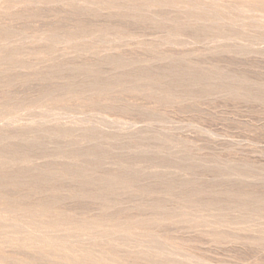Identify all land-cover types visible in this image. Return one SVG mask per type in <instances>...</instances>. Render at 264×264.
I'll return each mask as SVG.
<instances>
[{
    "label": "rangeland",
    "instance_id": "obj_1",
    "mask_svg": "<svg viewBox=\"0 0 264 264\" xmlns=\"http://www.w3.org/2000/svg\"><path fill=\"white\" fill-rule=\"evenodd\" d=\"M0 197V264H264V0H0Z\"/></svg>",
    "mask_w": 264,
    "mask_h": 264
},
{
    "label": "bare ground",
    "instance_id": "obj_2",
    "mask_svg": "<svg viewBox=\"0 0 264 264\" xmlns=\"http://www.w3.org/2000/svg\"><path fill=\"white\" fill-rule=\"evenodd\" d=\"M263 1H261L260 2V4L262 3ZM258 4V3H257ZM259 6V5H258ZM192 13V12H191ZM215 14V13H214ZM195 15H197L198 17H203L202 15H204V14H202V13H196ZM207 17H209V16H207ZM163 18V17H162ZM210 18V17H209ZM209 18H205V19H208V20H210ZM211 23V22H210ZM214 25V24H213ZM211 29V28H210ZM224 31V30H223ZM223 37V36H222ZM219 38H220V36H219ZM227 39V38H226ZM231 39V38H230ZM229 39V40H230ZM52 51V50H51ZM11 56H12V54H11ZM111 60V59H110ZM174 61V60H173ZM117 62H118V60H117ZM61 63V62H60ZM117 64V63H116ZM119 64H121V62H119ZM64 65V64H63ZM123 66V65H122ZM94 67V66H93ZM117 68V67H116ZM144 69V68H143ZM146 70V69H145ZM141 72V71H140ZM136 73V72H135ZM139 74V73H138ZM146 74H150L151 76H153V78H154V81L156 80V82H158L159 81V79H162L160 76H156L155 75V73H152V72H147ZM132 75V74H131ZM186 75H184L183 74V72H180L178 69H176V68H174L173 70H172V72H171V74H170V78H171V81H172V83L174 84V85H178V84H180V83H183L184 81H185V79H186V77H185ZM125 79V77H121V78H119L118 79V83H121V82H123V80ZM192 79L193 80H195V81H197V82H205L208 78L206 77V75L205 76H202V75H200V74H195V75H193V77H192ZM208 80H210V79H208ZM90 86H94V84H92V85H89L88 87H90ZM108 87H110V83H107L106 84V88H108ZM113 87V86H112ZM168 87V86H167ZM157 91V90H156ZM99 93V92H98ZM166 101V100H165ZM32 147V146H31ZM76 171H78V170H76ZM80 172H81V170H80ZM42 176V175H41ZM6 177V176H5ZM52 178V177H51ZM117 178V177H116ZM133 178V177H132ZM132 178H131V180H132ZM115 179V178H114ZM104 180V179H103ZM117 180V179H116ZM118 181V180H117ZM133 181V180H132ZM131 181V182H132ZM14 186V185H13ZM113 185H108L107 186V188L108 189H110V187H112ZM114 187V186H113ZM201 188V187H200ZM35 193V192H34ZM30 195V194H29ZM37 195V194H36ZM228 195V194H227ZM230 197V196H229ZM250 198V197H249ZM0 199H2L1 197H0ZM54 200V199H53ZM52 200V201H53ZM261 200V199H260ZM259 200V202L257 203H255L254 205L256 206V208H255V212H253L255 215H261V216H263L264 217V201H260ZM239 201V200H238ZM238 201H237V203H238ZM244 201V200H243ZM252 201V200H251ZM230 202V201H229ZM236 202V201H235ZM241 202V201H240ZM254 202V201H253ZM52 203V202H51ZM247 203V205H249V201H247L246 202ZM39 204V203H38ZM49 203H47V202H43L40 206V208L42 209V210H49ZM204 205V204H203ZM253 205V206H254ZM7 206V205H6ZM204 206H206V205H204ZM250 206V205H249ZM19 207V206H18ZM18 207H14V206H11L10 205V207L8 208V210L11 212V211H15V210H17V208ZM24 207V206H23ZM241 207H243V206H241ZM33 208V207H32ZM246 208V207H245ZM18 209H20V208H18ZM37 209V208H36ZM40 209V210H41ZM2 211V210H1ZM23 211V210H22ZM28 211V210H27ZM31 211H34V209H31ZM30 211V212H31ZM36 211V210H35ZM26 212V211H25ZM45 212V211H44ZM251 214V213H250ZM199 216V215H198ZM203 216H205V215H203ZM197 216H195L194 218H193V222H194V224H196V225H204V224H215L216 222H214V221H208L207 220V218H196ZM224 219V218H223ZM218 221H221V220H218ZM223 221V220H222ZM221 221V223H223V222H225L226 221V219H225V221H223L222 222ZM235 221V220H234ZM228 222V221H227ZM235 223V222H234ZM238 223V222H237ZM237 223H235V224H237ZM233 226L234 224L232 223H230V226ZM86 227V224L85 223H80V224H78V228H85Z\"/></svg>",
    "mask_w": 264,
    "mask_h": 264
}]
</instances>
